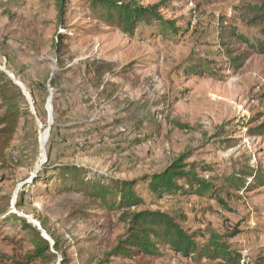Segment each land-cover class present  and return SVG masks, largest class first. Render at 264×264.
Wrapping results in <instances>:
<instances>
[{"label":"rangeland","instance_id":"374dc122","mask_svg":"<svg viewBox=\"0 0 264 264\" xmlns=\"http://www.w3.org/2000/svg\"><path fill=\"white\" fill-rule=\"evenodd\" d=\"M120 1H165V21L181 31L160 34L154 24L128 36L98 21L84 0H66L61 18L64 0H0V68L23 84L35 110L20 89L22 118L8 163L0 164V253L21 261L33 248L15 243L25 238L24 219L59 243L54 264H133L110 257L125 233L120 213L71 190L72 175L36 181L46 167L60 166L82 169L81 181H135L186 155L206 180L234 179L244 169L254 177L241 190L225 189L223 203L181 193L158 199L139 182L136 191L148 202L141 209L186 217L189 234L222 237L245 264L264 261V136L257 134L264 53L232 68L219 21L251 42L260 31L241 23L235 6L242 0ZM192 62L204 74L188 72ZM161 253L154 264H195L167 248Z\"/></svg>","mask_w":264,"mask_h":264},{"label":"trees","instance_id":"16d2710c","mask_svg":"<svg viewBox=\"0 0 264 264\" xmlns=\"http://www.w3.org/2000/svg\"><path fill=\"white\" fill-rule=\"evenodd\" d=\"M65 1L60 3V18L64 12ZM95 18L118 29L121 33L133 36L141 27H151L158 24L163 31L178 35L181 29L175 21H165L161 8L165 1L154 6L142 7L135 2L123 3L120 0H84ZM241 23L249 29H258L260 37L256 42L239 32L236 25H225L224 19L219 21L220 46L232 68L241 69L256 53H264V0H242L235 6ZM239 46H246L241 52ZM195 75H202L201 65L192 62L188 69ZM56 82L53 80L52 85ZM24 96L20 88L0 70V164L8 163V150L15 140L22 111L20 101ZM257 134L264 136V124L257 128ZM188 156L184 155L174 160L163 172L143 177L135 181L86 180L81 181L82 169L76 166H60L53 169L45 168V175L38 177L37 182L46 183L50 174L61 172V175H72L71 190H82L85 195L98 201L105 209L120 213V219L125 225V233L110 254L112 258L133 261V264H154L162 257V249L193 260L201 264L203 260L215 264H245L242 255L222 240L218 235L189 234L184 228L186 217H175L160 211L141 209L148 202L137 193L136 187L142 182L152 197L162 199L165 195H196L209 200L222 202L221 193L227 190L245 188L254 172L244 169L234 179L222 180L211 177L206 180L199 177L197 165L186 163ZM51 172V173H50ZM181 184V185H180ZM223 203V202H222ZM25 236L18 245L28 242L32 245L21 259L17 261L0 253V264H54L59 243L54 246L42 236V233L24 219H18ZM201 241V242H200ZM257 264H264L260 261Z\"/></svg>","mask_w":264,"mask_h":264},{"label":"water","instance_id":"95a60500","mask_svg":"<svg viewBox=\"0 0 264 264\" xmlns=\"http://www.w3.org/2000/svg\"><path fill=\"white\" fill-rule=\"evenodd\" d=\"M2 71H4L2 68H0ZM8 75H9V77L14 81V83L22 90V92H23V94L27 97V99L30 101V104H31V108H32V110L33 111H35L34 110V107H33V102H32V98L30 97V93L27 91V89L23 86V84L22 83H20L19 81H17L16 80V78L12 75V74H9L8 73ZM52 102H53V98H50V100H49V104L51 105V107H52V115H53V106H52ZM34 114L36 115V113L34 112ZM52 115H51V118H52ZM49 132V131H48ZM45 150V149H44ZM33 223V225L34 226H36V227H38L40 230H42L41 229V227L38 225V224H36V223H34V222H32ZM42 236L45 238V239H47L50 243H51V245L52 246H54L55 244H54V242H52V240L49 238V236L47 235V233L45 232V231H43L42 230Z\"/></svg>","mask_w":264,"mask_h":264},{"label":"bare ground","instance_id":"6f19581e","mask_svg":"<svg viewBox=\"0 0 264 264\" xmlns=\"http://www.w3.org/2000/svg\"><path fill=\"white\" fill-rule=\"evenodd\" d=\"M50 104H48V106H49ZM51 106V105H50ZM49 106V112H50V114L52 115V107H50ZM51 117V116H50ZM48 135H49V132H48V130L46 131V133H44V135H43V145L45 146V144H46V142H47V139H48ZM41 144H42V142H41ZM43 149H44V147H43Z\"/></svg>","mask_w":264,"mask_h":264}]
</instances>
